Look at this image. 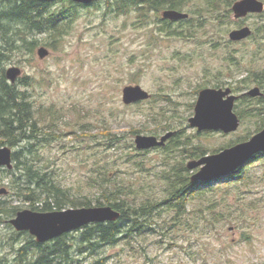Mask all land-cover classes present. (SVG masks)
Segmentation results:
<instances>
[{"label":"rangeland","instance_id":"obj_1","mask_svg":"<svg viewBox=\"0 0 264 264\" xmlns=\"http://www.w3.org/2000/svg\"><path fill=\"white\" fill-rule=\"evenodd\" d=\"M134 1L99 0L73 8L65 0L49 1L44 15L64 16L58 33L23 30L16 39L37 40L33 49L17 42L20 46L0 63L4 73L11 66L21 69L13 83L27 93L41 130L33 152L24 154L37 168L73 197L90 199L91 206L105 202L101 192L108 179L124 185L119 199L132 205L161 203L141 233L95 254L73 253L77 260L60 264H264V157L246 163L248 181L237 183L236 173L210 182L213 191L195 194L178 216L168 202L165 178L172 168L263 128L264 16L234 18L231 6L237 0H217L216 7L193 0L181 8L189 20L164 22L146 7L136 11ZM239 25L249 26L252 35L229 40V31ZM41 46L48 50L43 58L37 54ZM129 84H139L150 99L124 104L122 88ZM254 86L260 96L248 95ZM204 87H229L236 96L235 131L190 126ZM168 131L173 135L163 146L135 147L136 134L160 137ZM198 145L207 153L191 157L199 153ZM12 161V172L0 169V189L6 190L0 200L30 209L17 189L24 184V171ZM12 217L0 223V264H21L16 250L28 240L15 236L8 222ZM72 233L75 242L77 232Z\"/></svg>","mask_w":264,"mask_h":264},{"label":"trees","instance_id":"obj_2","mask_svg":"<svg viewBox=\"0 0 264 264\" xmlns=\"http://www.w3.org/2000/svg\"><path fill=\"white\" fill-rule=\"evenodd\" d=\"M65 1L72 5V8L78 5L70 0ZM141 1L147 5L146 9L152 7L181 10L186 2L191 0H137L135 6H138L137 4ZM207 3L210 7L217 6V0H207ZM46 4L47 2L41 0H0V63L5 61L13 51L10 49L20 46L17 45L16 37H21L23 30L40 32L49 30L50 33H58L59 24L64 16L54 12L45 16L43 9ZM137 10L139 9L137 8ZM263 12L258 15L264 16ZM19 43H26L32 50L37 40L27 42L22 37ZM35 113L27 93L20 91L16 83L8 82L5 73L0 68V146L7 145L12 148L19 146L21 142H26L22 146L23 149L12 151V159L15 161L14 166L24 171V184H20V187L17 185V189L20 188L19 192L26 198L25 200L29 201L30 209L52 211L65 209L66 206L71 208L91 206L90 199L85 196L83 198L73 197L68 189L60 185L49 173L37 168L33 160H28L26 153L33 152V141L41 133ZM130 132L138 131L132 129ZM249 138V136L243 137L236 142H242ZM182 142L181 139L178 141L179 144ZM197 150L199 153H195L191 157L195 158L207 153L200 145ZM24 152L26 153L24 154ZM262 157H264V153L254 156L248 163ZM248 166H242L237 172L231 174L237 173V183L248 181L249 176L245 174ZM0 169L5 174L12 172V169ZM165 178L169 181L170 197L168 202L176 208L177 216L186 212L188 201L192 200L195 194L213 191L209 183H192L189 171L183 164L178 169L172 168ZM15 183H18V180ZM105 184V190L101 192L105 202L97 200L96 206L109 205L120 211V217L116 221L90 223L83 226L76 230L75 242L70 241L72 237L75 238L72 232L64 233L40 244L27 231H16L14 232L15 236L26 235L28 237L27 243L16 250L17 259L21 264H60L62 261L68 263L77 260V258L70 257L73 253L76 255L95 254L104 246L126 241L131 239L134 233L139 234L144 231L148 227L146 223L150 216L159 209L161 203L147 200L138 206L132 205L129 200L119 199L123 194L124 185L111 179H108ZM228 185H231L230 182ZM201 187L204 189L200 190ZM7 203L8 201L0 200V223L12 217L20 208L18 205L8 206ZM214 204L211 203V207L212 205L214 207ZM30 252L34 253L31 259L28 258Z\"/></svg>","mask_w":264,"mask_h":264},{"label":"water","instance_id":"obj_3","mask_svg":"<svg viewBox=\"0 0 264 264\" xmlns=\"http://www.w3.org/2000/svg\"><path fill=\"white\" fill-rule=\"evenodd\" d=\"M49 2L53 0H41ZM78 4H90L97 0H70ZM233 17L244 18L249 14H260L264 11L262 0H237L232 3ZM163 17L169 20H183L188 17L185 12L177 10L163 11ZM252 35L249 26L236 27L229 31L228 38L231 41H241ZM40 58L48 54L47 48L41 46L37 49ZM21 69L11 66L6 69V78L13 83ZM252 97L260 96L259 87L254 86L247 91ZM122 102L134 104L150 99L151 94L139 84H129L122 88ZM236 96L229 87L214 88L204 87L199 90L194 106V115L188 121L191 127L201 130H220L224 133L235 131L239 126V118L233 110ZM173 135L168 131L160 137L154 135L136 134L134 136L135 147L146 150L163 146ZM264 153V126L249 139L238 142L222 149L217 153L205 155L199 159H193L186 163L190 171L192 183H210L221 179L223 176L235 173L240 167L245 166L254 156ZM13 167L12 149L7 145L0 146V168L11 169ZM196 169V170H194ZM4 188L0 194L5 193ZM120 217V211L109 205L67 208L62 210L38 211L28 208L18 210L8 220L16 231H27L37 243H44L64 233L81 229L90 223L116 221Z\"/></svg>","mask_w":264,"mask_h":264},{"label":"flooded vegetation","instance_id":"obj_4","mask_svg":"<svg viewBox=\"0 0 264 264\" xmlns=\"http://www.w3.org/2000/svg\"><path fill=\"white\" fill-rule=\"evenodd\" d=\"M135 1H137V0H135ZM134 1V2H135ZM164 1V0H163ZM193 0H191V1H189L190 3L192 2ZM206 2H207V0H205ZM186 4H188V2H186ZM138 6L136 7V11H138L137 10V8L139 9V7H141V8H143V7H147V5L146 4H144V3H142V1L140 2V3H138L137 4ZM177 10V11H181V12H184V11H182V10H179V9H175V8H148V12H156L157 13V17H158V19H161V20H163L164 22L165 21H170V22H172V21H174V20H169V19H165L164 17H163V11H165V10ZM185 13H187L188 14V17L187 18H189V13L186 11ZM253 14H255V13H253ZM176 21H181V20H176ZM244 26H247V25H244ZM237 27H242V26H237ZM252 33H253V31H252ZM214 88H216V87H214ZM218 88H222V87H218Z\"/></svg>","mask_w":264,"mask_h":264}]
</instances>
